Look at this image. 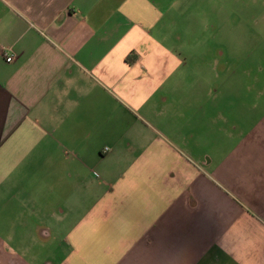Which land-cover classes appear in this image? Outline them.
<instances>
[{
    "label": "crops",
    "instance_id": "obj_1",
    "mask_svg": "<svg viewBox=\"0 0 264 264\" xmlns=\"http://www.w3.org/2000/svg\"><path fill=\"white\" fill-rule=\"evenodd\" d=\"M0 264H264V0H0Z\"/></svg>",
    "mask_w": 264,
    "mask_h": 264
},
{
    "label": "rangeland",
    "instance_id": "obj_2",
    "mask_svg": "<svg viewBox=\"0 0 264 264\" xmlns=\"http://www.w3.org/2000/svg\"><path fill=\"white\" fill-rule=\"evenodd\" d=\"M206 67L207 66V63H202V66L199 68V72L198 74L199 75H202V77H207L209 74H208V69H205L202 70L203 68L202 67ZM239 66H238V63H232L231 66H230V69H229V74L228 75H225L226 77H229L233 82L232 84H229L228 83L226 85H224V91H228V90H232V91H237L238 89V85L236 83H238V79H239ZM227 74V73H226ZM229 86V87H228ZM236 89V90H235Z\"/></svg>",
    "mask_w": 264,
    "mask_h": 264
},
{
    "label": "built area",
    "instance_id": "obj_3",
    "mask_svg": "<svg viewBox=\"0 0 264 264\" xmlns=\"http://www.w3.org/2000/svg\"><path fill=\"white\" fill-rule=\"evenodd\" d=\"M12 60V58L9 56V57H6V61L7 62H10Z\"/></svg>",
    "mask_w": 264,
    "mask_h": 264
},
{
    "label": "bare ground",
    "instance_id": "obj_4",
    "mask_svg": "<svg viewBox=\"0 0 264 264\" xmlns=\"http://www.w3.org/2000/svg\"><path fill=\"white\" fill-rule=\"evenodd\" d=\"M225 11V10H224Z\"/></svg>",
    "mask_w": 264,
    "mask_h": 264
}]
</instances>
